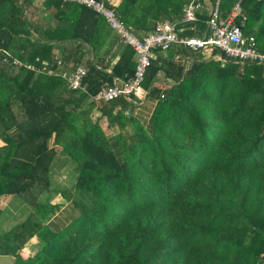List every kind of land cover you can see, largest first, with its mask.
Segmentation results:
<instances>
[{"label":"trees","instance_id":"trees-1","mask_svg":"<svg viewBox=\"0 0 264 264\" xmlns=\"http://www.w3.org/2000/svg\"><path fill=\"white\" fill-rule=\"evenodd\" d=\"M220 1L224 16L241 2L244 33L264 53V0ZM169 2L184 8L185 0ZM22 6L0 0V136L20 130L18 141L0 147V197L32 208L22 226H38L42 246L30 256L23 245L12 264H264V64L158 51L142 85L157 98L147 128L132 113L137 96L96 100L115 84L95 66L82 90L48 76L42 60L51 47L32 40ZM205 17L186 34L201 36ZM126 52L130 79L137 61ZM15 58L36 70L15 68ZM159 73L171 81L167 88L154 86ZM51 142L78 164L73 192L62 189L77 215L57 231L43 225L55 208L40 198L51 191Z\"/></svg>","mask_w":264,"mask_h":264},{"label":"crops","instance_id":"crops-1","mask_svg":"<svg viewBox=\"0 0 264 264\" xmlns=\"http://www.w3.org/2000/svg\"><path fill=\"white\" fill-rule=\"evenodd\" d=\"M100 1L119 12L123 11L121 18L123 17L131 27L132 32L139 38H144L151 33L160 22L168 20L179 23L182 18L183 10L171 9L172 3L169 0H157L156 2L155 0H132L129 3L127 2V5L125 0ZM190 1L185 0L183 7ZM21 3H23V6ZM18 4L24 8L25 17L33 27L31 28L32 40H39L51 47L49 59L42 60L48 68L54 69L59 73L71 74L79 66L86 68L89 72L91 67L95 66L99 72L107 75V83H112L113 85L122 84L129 78L128 73L124 72L125 65L122 64V59L129 47L122 43L120 36L112 29L104 17L90 8L64 0H18ZM159 7L162 9L160 15H158ZM153 9H156V17H150L144 22L145 20L143 21L139 15L149 13ZM210 11L211 5L206 2L200 18L201 16H206L204 19H207ZM196 26L197 23L190 25L189 31H197ZM178 55L176 54L175 58L179 57ZM206 58L208 56L204 54V59ZM136 61L137 57L134 55L132 60L134 66ZM59 62L62 64L59 65ZM114 70L119 76L114 74ZM170 83L171 81L163 73H159L154 86L167 88ZM65 84L68 86L67 82ZM85 84L88 87V81ZM139 101L138 106L134 108L132 113L145 127L150 128L152 114L157 105V98L154 95L147 94L144 99H139ZM90 102L91 100H88L83 104L85 110L90 109L92 105ZM92 117L94 120L99 117L98 111H95V109L92 111ZM102 128L106 132L113 149L116 152H120L115 132L108 128L106 119L102 122ZM19 136L20 130L16 127L12 128L7 135L0 136V147L5 146L11 139L18 141ZM50 149L56 151L49 165L52 181L51 191L45 192L40 198L44 201L49 199L51 206L55 208V212L43 222V225L57 231L71 222L77 215L73 204L63 199L62 189L68 188V196L73 192L78 177V164L71 157L62 155L61 147L52 144V142L50 143ZM58 206L59 208L57 209ZM31 209L29 205L27 206L24 203V200L18 201V197H0V212L6 213L9 210L11 212L10 215L14 217L11 231L15 230L13 238L15 237L14 240L19 244L18 249L24 245L26 251L29 250L35 253L42 246L40 238L36 235L39 227L28 225L27 228H24L22 226L29 217ZM33 220L34 223L40 222L39 219L36 220V217ZM5 245L7 251L0 252V264H12L16 250H13L6 243Z\"/></svg>","mask_w":264,"mask_h":264},{"label":"built area","instance_id":"built-area-1","mask_svg":"<svg viewBox=\"0 0 264 264\" xmlns=\"http://www.w3.org/2000/svg\"><path fill=\"white\" fill-rule=\"evenodd\" d=\"M77 3L92 9L105 18L108 24L120 36L124 45L132 49L137 57L135 74L132 78L122 84H115L113 87L104 88L96 100L112 101L125 97L132 101L135 95L138 99H144L146 94L142 88L145 82L148 69L153 60L157 58V52H168L172 48H184L190 53L204 52L209 58H213L226 64L229 59L239 63L264 64V53L257 48V41L254 36H247L244 33L246 17L242 14V6L239 1L231 13L227 16L222 14L220 0H191L182 11V18L179 23L168 20L160 22L155 29L144 38H139L122 21L116 9L108 6L100 0H64ZM206 2L211 5V11L205 21L203 36H191L186 34L189 25L196 24L200 20V14L205 9ZM242 17V22L237 19ZM5 62H9L11 55L4 51ZM9 58V59H8ZM179 58V57H177ZM39 61V59H38ZM62 63L59 62V65ZM13 65L27 70H36L35 66L19 59H13ZM43 69L49 76H60L67 83L69 89H85L84 78L87 69L79 66L71 73H59L50 69L44 64Z\"/></svg>","mask_w":264,"mask_h":264},{"label":"rangeland","instance_id":"rangeland-1","mask_svg":"<svg viewBox=\"0 0 264 264\" xmlns=\"http://www.w3.org/2000/svg\"><path fill=\"white\" fill-rule=\"evenodd\" d=\"M157 0H155L156 2ZM162 6V5H159ZM156 9H153L152 11H150L149 13L146 14H140V18L143 19L144 22H146L150 17H156ZM162 13V9L159 7V11H158V15H160ZM154 15V16H153ZM141 19V20H142ZM21 198L18 197V201H20ZM27 205V204H26ZM10 211H6V213H3L2 215H0V252H4L7 251L6 245H9L10 247H12L13 250H17L19 247V244L17 243V241H15V237L13 238V234L9 233V230L11 231L12 229V225H13V218L12 215H10ZM27 255L33 256L34 252L32 251H26Z\"/></svg>","mask_w":264,"mask_h":264}]
</instances>
